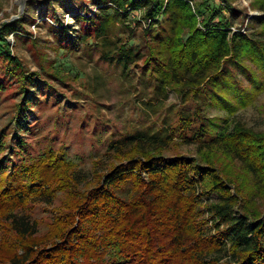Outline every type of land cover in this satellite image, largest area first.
Segmentation results:
<instances>
[{"label":"trees","instance_id":"obj_1","mask_svg":"<svg viewBox=\"0 0 264 264\" xmlns=\"http://www.w3.org/2000/svg\"><path fill=\"white\" fill-rule=\"evenodd\" d=\"M85 1L97 8L75 14L78 29L59 19L51 32L66 52H96L131 86L141 84L139 100L155 118L108 141L112 158L96 157L92 177L53 150L1 175L0 264H264V131L206 111L216 104L234 114L235 101L246 105L264 90V0H252L260 14L244 31L231 29L243 12L231 0ZM135 12L147 24L145 47L132 42ZM19 19L0 27V54L14 76L28 79L26 93L39 72L26 73L6 47L7 35L23 28ZM171 92L177 106L166 104ZM32 94L21 103L29 106ZM6 134L0 154L10 147ZM181 144L194 146L196 157L164 154ZM59 190L63 208L39 235L29 205L50 204Z\"/></svg>","mask_w":264,"mask_h":264},{"label":"rangeland","instance_id":"obj_2","mask_svg":"<svg viewBox=\"0 0 264 264\" xmlns=\"http://www.w3.org/2000/svg\"><path fill=\"white\" fill-rule=\"evenodd\" d=\"M231 1L243 11L233 16L231 29L242 28L244 31L248 20L260 11L252 6V0ZM222 4L226 6L225 2ZM96 8L92 1L85 0H0V27L5 22L19 21L20 17L25 20L22 29L7 35L9 46L6 47L20 59L26 73L39 72L27 83L29 89L26 93H33V101L29 106L22 104L26 93L21 86L28 79L21 77L23 80H19L14 76L0 54V132L4 130L11 141L10 147L0 154V176H6L13 169L20 170L23 163L35 162L45 151L53 150L75 161L77 169L86 173L83 174L85 177H92L97 166L94 163L96 157H104L103 160L112 158L106 153L108 141L155 118L148 117L144 109L146 105L139 100L141 84L131 86L120 76V68L103 61L96 52L91 56L76 49L66 52L51 32L50 24L59 26V19L74 24L78 29L80 24L75 21V14L93 12ZM138 16L141 12L130 16L136 26L132 42L145 47L143 30L147 24ZM0 46L4 52V41H0ZM233 69L240 86L247 92H253L254 84L249 77L240 68ZM56 70L63 73V79L54 75ZM134 70L137 81L140 68L135 67ZM235 103L238 110L234 114L216 104L208 106L206 111L208 116L220 118V122L241 120L264 131V90L249 96L246 105L239 100ZM166 104H179L174 92L169 94ZM29 108L32 110L30 113ZM176 153L196 157L191 145H173L164 150L166 156ZM108 166L109 163L104 164L100 169ZM65 197L66 193L59 190L55 192L52 203L37 201L29 205L32 217L40 221L39 235L50 230L49 225L58 208H63Z\"/></svg>","mask_w":264,"mask_h":264}]
</instances>
